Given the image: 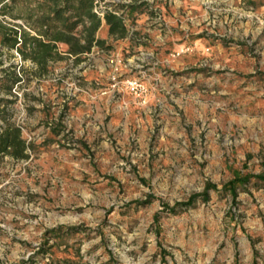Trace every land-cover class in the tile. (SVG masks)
Returning a JSON list of instances; mask_svg holds the SVG:
<instances>
[{
    "label": "rangeland",
    "instance_id": "rangeland-1",
    "mask_svg": "<svg viewBox=\"0 0 264 264\" xmlns=\"http://www.w3.org/2000/svg\"><path fill=\"white\" fill-rule=\"evenodd\" d=\"M120 1L143 4L130 43L41 78L24 63L13 120L37 151L0 160V264H43L58 226L79 228L52 247L78 264H159L158 242L170 264H264V185L164 208L264 169V0Z\"/></svg>",
    "mask_w": 264,
    "mask_h": 264
},
{
    "label": "trees",
    "instance_id": "trees-1",
    "mask_svg": "<svg viewBox=\"0 0 264 264\" xmlns=\"http://www.w3.org/2000/svg\"><path fill=\"white\" fill-rule=\"evenodd\" d=\"M96 0H0V53L7 52L8 56L17 53L20 63L9 67H0V160L8 157L14 160H27L36 153V143L23 136L22 127L12 119L16 96L13 89L27 78L24 63L30 64V70L36 78H41L52 71L54 63L67 60L72 65H78L89 58L94 51L109 52L114 48L108 38L121 40L131 38L135 31H130L126 23L130 13L142 8L141 3H124L121 1H105L99 10H95ZM14 8L22 10L12 13ZM98 12H101L100 15ZM22 18L28 25L26 29L19 24L7 21ZM104 28L106 36L100 35ZM131 32V33H130ZM2 58L0 54V64ZM59 133L61 129L49 127ZM258 188L264 185V169L258 173L234 170L233 176L223 183L221 189L207 183L200 192H195L182 201L164 208L175 214L181 209L193 207L199 200L210 198L211 189L223 191L231 196L233 202L239 191L247 190L250 185ZM151 202V196L143 200H135L137 205ZM155 214V218H157ZM229 220L233 219L228 216ZM79 228L75 226H58L47 230L54 238L52 244L45 241L40 246V257L45 259L43 264H78L81 257L78 248L71 250L70 255L57 256L52 247L65 243L68 237L76 234ZM59 239L60 242H56ZM67 242V241H66ZM55 243V244H54ZM67 245V244H66ZM73 246V245H71ZM160 257L159 264H170L166 259V250L158 242ZM30 260H22L14 264H35ZM171 264H175L172 262Z\"/></svg>",
    "mask_w": 264,
    "mask_h": 264
},
{
    "label": "built area",
    "instance_id": "built-area-1",
    "mask_svg": "<svg viewBox=\"0 0 264 264\" xmlns=\"http://www.w3.org/2000/svg\"><path fill=\"white\" fill-rule=\"evenodd\" d=\"M105 1H113V0H96L95 1V3H96V6H95V10H99V8H101V4L103 3V2H105ZM116 1H120V0H116ZM113 2H115V1H113ZM121 2H123V1H121ZM124 3H126V2H124ZM100 15H102V13L101 12H98ZM191 48V45H189V46H187V47H185V48H183V49H181V51H184V50H188V49H190ZM16 55H17V53L16 52H14ZM18 56V55H17ZM126 81V83H128V85H130V86H132L134 83H135V81L134 80H125ZM142 85V84H141ZM16 88V87H15ZM15 88L13 89V92L14 93H16V91H15ZM18 124V123H17ZM21 127H22V132L24 131V127L21 125V124H19ZM29 140V139H28Z\"/></svg>",
    "mask_w": 264,
    "mask_h": 264
},
{
    "label": "crops",
    "instance_id": "crops-1",
    "mask_svg": "<svg viewBox=\"0 0 264 264\" xmlns=\"http://www.w3.org/2000/svg\"><path fill=\"white\" fill-rule=\"evenodd\" d=\"M108 39H112V38H108ZM129 37H125V38H123V39H121V40H123V41H128V42H126V43H130L129 42ZM113 46H114V44H113ZM0 95L2 96L3 94L2 93H0ZM12 119H13V115H12Z\"/></svg>",
    "mask_w": 264,
    "mask_h": 264
}]
</instances>
